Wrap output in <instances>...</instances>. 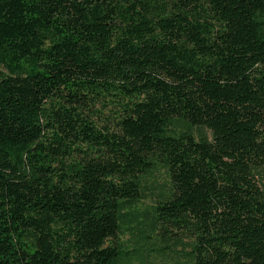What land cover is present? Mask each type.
Segmentation results:
<instances>
[{
    "label": "trees",
    "instance_id": "16d2710c",
    "mask_svg": "<svg viewBox=\"0 0 264 264\" xmlns=\"http://www.w3.org/2000/svg\"><path fill=\"white\" fill-rule=\"evenodd\" d=\"M161 170L185 264H264V0H0V264H120Z\"/></svg>",
    "mask_w": 264,
    "mask_h": 264
},
{
    "label": "rangeland",
    "instance_id": "374dc122",
    "mask_svg": "<svg viewBox=\"0 0 264 264\" xmlns=\"http://www.w3.org/2000/svg\"><path fill=\"white\" fill-rule=\"evenodd\" d=\"M196 135L206 129L194 128ZM167 177L161 170L144 187L142 197L128 209L130 216L122 227L121 248L124 257L120 264H185L189 247L158 236L149 225L160 187Z\"/></svg>",
    "mask_w": 264,
    "mask_h": 264
}]
</instances>
